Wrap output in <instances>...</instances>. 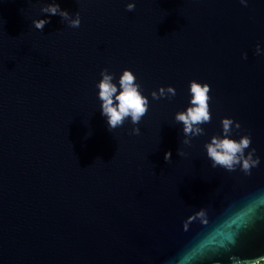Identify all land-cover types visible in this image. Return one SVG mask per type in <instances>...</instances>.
I'll return each mask as SVG.
<instances>
[{"label": "water", "instance_id": "1", "mask_svg": "<svg viewBox=\"0 0 264 264\" xmlns=\"http://www.w3.org/2000/svg\"><path fill=\"white\" fill-rule=\"evenodd\" d=\"M125 71L147 111L109 130L101 73L116 106ZM193 81L211 118L185 133ZM246 136L231 169L209 157L213 138ZM262 256L264 0H0V264Z\"/></svg>", "mask_w": 264, "mask_h": 264}, {"label": "clouds", "instance_id": "2", "mask_svg": "<svg viewBox=\"0 0 264 264\" xmlns=\"http://www.w3.org/2000/svg\"><path fill=\"white\" fill-rule=\"evenodd\" d=\"M135 7L134 4H129L127 6L128 10L131 11ZM50 16L57 15L59 11V5H49L47 8L42 9ZM60 15L67 18V12H60ZM49 20H35L33 24L36 29L43 30L44 26L49 23ZM72 27H79V19L72 21ZM258 47V46H257ZM103 79L99 83V98L103 101L102 105V115L108 118L107 123L109 130L115 129L117 126L122 125L124 119L131 116L132 123L138 124L140 118L145 115L147 109L145 107L147 101L143 98L137 91V86H134L135 77L130 71H125L120 78V87L122 91L119 95L115 96V100L118 101L116 106H113V95L117 92V88L111 83L112 77L104 75ZM190 91L192 94L191 104L193 107H189L186 113H180L177 115L176 119L183 122L185 133L193 131L192 125L201 122L210 121V111H209V93L210 86L208 84H200L195 81L191 82ZM161 95H163L164 89H160ZM168 92L175 95L173 88L169 87ZM155 97L156 94L153 93ZM232 124V120L223 119L222 125L224 133L227 134L229 127ZM239 126V125H237ZM199 131V129H197ZM132 135H139V128H133ZM251 143L250 137H243L239 142L231 139L217 140L213 138L212 143L207 146L208 155L216 164L225 166L229 169L236 163H240V159L237 154H243V150L247 148ZM255 151V150H253ZM171 158V152L165 153V160L168 161ZM251 155L248 159L243 161V168L248 170L250 167L255 166L259 161H254L251 164ZM235 260V258H230ZM251 264H264V256L251 258Z\"/></svg>", "mask_w": 264, "mask_h": 264}]
</instances>
